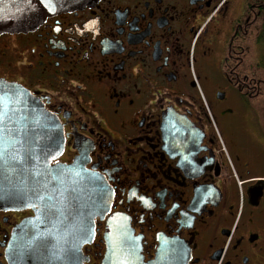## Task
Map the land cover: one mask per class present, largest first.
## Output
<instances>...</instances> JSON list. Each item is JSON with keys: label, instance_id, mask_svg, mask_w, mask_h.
<instances>
[{"label": "flooded vegetation", "instance_id": "af4514ba", "mask_svg": "<svg viewBox=\"0 0 264 264\" xmlns=\"http://www.w3.org/2000/svg\"><path fill=\"white\" fill-rule=\"evenodd\" d=\"M0 80L58 120L72 200L85 179L111 196L66 209L43 262L9 249L39 207L0 205V264H104L111 227L141 264H264V0H100L1 35Z\"/></svg>", "mask_w": 264, "mask_h": 264}, {"label": "water", "instance_id": "95a60500", "mask_svg": "<svg viewBox=\"0 0 264 264\" xmlns=\"http://www.w3.org/2000/svg\"><path fill=\"white\" fill-rule=\"evenodd\" d=\"M99 1L0 0V36L32 32L51 16L82 10ZM17 121H28L31 124H21L20 128H37L44 131V137L36 141L17 138L13 133L18 127ZM0 130V205L28 207L36 204L39 207L36 219L25 222L17 231L9 248L10 256L19 255V248L27 250L20 256L40 262L62 255L70 239L63 236L65 210L72 205L80 212L79 217H87L91 209L103 215L111 201L109 190L102 181L100 189L94 192L93 185L85 179L84 185L79 184L78 196H74L72 202V195L77 191L73 190L77 188L68 185L69 169L61 165L51 167L64 145L58 120L24 87L5 80H0ZM57 179L62 182H56ZM58 199L61 201L60 215L53 217L49 213L55 207L51 201ZM85 224H88L87 219ZM108 232V254L104 264H114L122 257L124 264H141L135 244L124 237L123 230L111 227Z\"/></svg>", "mask_w": 264, "mask_h": 264}]
</instances>
